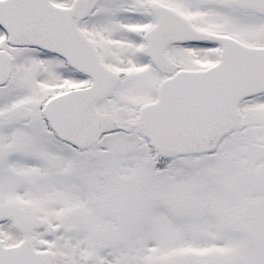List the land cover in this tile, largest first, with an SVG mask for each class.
Masks as SVG:
<instances>
[{"label": "snow or ice", "instance_id": "6c2138e0", "mask_svg": "<svg viewBox=\"0 0 264 264\" xmlns=\"http://www.w3.org/2000/svg\"><path fill=\"white\" fill-rule=\"evenodd\" d=\"M0 264H264V0H0Z\"/></svg>", "mask_w": 264, "mask_h": 264}]
</instances>
